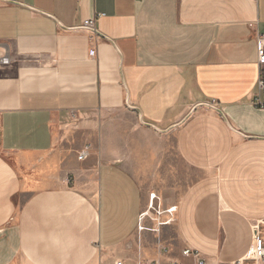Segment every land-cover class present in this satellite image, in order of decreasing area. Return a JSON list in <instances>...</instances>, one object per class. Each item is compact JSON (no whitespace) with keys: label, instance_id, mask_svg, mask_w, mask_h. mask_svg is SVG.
<instances>
[{"label":"crops","instance_id":"0c3cea01","mask_svg":"<svg viewBox=\"0 0 264 264\" xmlns=\"http://www.w3.org/2000/svg\"><path fill=\"white\" fill-rule=\"evenodd\" d=\"M263 31L264 0H0V264H264Z\"/></svg>","mask_w":264,"mask_h":264},{"label":"built area","instance_id":"2783aa9c","mask_svg":"<svg viewBox=\"0 0 264 264\" xmlns=\"http://www.w3.org/2000/svg\"><path fill=\"white\" fill-rule=\"evenodd\" d=\"M83 27L92 29L93 22H85ZM256 54H257V62L260 65H264V31L256 36ZM9 64V59L6 56L0 57V66H6ZM257 87L259 90L264 89V76H260L257 82ZM260 108H263L264 105L261 103H257ZM71 118H75V114L71 113ZM88 147H86L83 151H81L78 155V160H84L88 157ZM177 212V208L175 206H170L168 208H163L160 202L159 197L155 193H149L148 201L145 209L139 215L138 222V231H148L157 233L159 228L162 226L169 225L174 221V216ZM149 220L154 223V227L145 226V222ZM184 257H193L195 260L194 264H205V262L199 258L196 252L191 250H184L182 252ZM253 256L256 259H264V241L261 238L255 237L253 241ZM121 264V263H117ZM176 264V263H170Z\"/></svg>","mask_w":264,"mask_h":264},{"label":"water","instance_id":"95a60500","mask_svg":"<svg viewBox=\"0 0 264 264\" xmlns=\"http://www.w3.org/2000/svg\"><path fill=\"white\" fill-rule=\"evenodd\" d=\"M135 109V108H134ZM136 111H138L137 109H135ZM215 111L219 112L217 109L214 108ZM140 122L141 124H143L144 126H147V127H150L152 129H154L155 131L159 132V133H166L167 131H160L158 128H156L155 126L153 125H150V124H146L142 121L141 117H140Z\"/></svg>","mask_w":264,"mask_h":264},{"label":"rangeland","instance_id":"374dc122","mask_svg":"<svg viewBox=\"0 0 264 264\" xmlns=\"http://www.w3.org/2000/svg\"><path fill=\"white\" fill-rule=\"evenodd\" d=\"M77 120V118L75 117V118H71V121H76ZM86 148V147H85ZM85 148H83V150L85 149ZM83 150H81V151H83ZM80 151V152H81ZM79 152V153H80ZM79 155V154H78ZM77 159H78V156H77ZM85 160V159H84ZM174 163L176 164V165H178V162L176 161V160H174ZM154 193V192H153ZM149 195V194H148ZM157 195V194H156ZM165 209V208H164ZM147 221H149V220H147ZM147 221L145 222V226H147ZM150 222V221H149ZM171 224V223H170ZM147 227H149V226H147Z\"/></svg>","mask_w":264,"mask_h":264}]
</instances>
